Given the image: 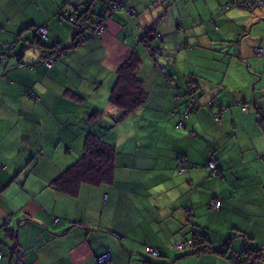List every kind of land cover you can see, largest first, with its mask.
<instances>
[{
  "label": "crops",
  "instance_id": "1",
  "mask_svg": "<svg viewBox=\"0 0 264 264\" xmlns=\"http://www.w3.org/2000/svg\"><path fill=\"white\" fill-rule=\"evenodd\" d=\"M86 1L0 0V264H96L102 253L110 255L107 264H245L247 258L264 264V56L254 55L264 50V8H226L230 0H128L132 13H112L98 38L89 23L101 9L76 18L78 27L63 15H80ZM40 26L48 29L47 42L36 33ZM152 26L161 42L146 31ZM77 29L84 39L73 46ZM153 43L170 78L140 69V53L145 60ZM55 45L71 52L38 72ZM83 54L92 57L91 68L112 73L107 89L91 85L100 73L88 74ZM133 54L145 92L142 113L164 142L118 154L108 117L119 114L113 90ZM45 75L59 88L45 86ZM84 76L91 79L87 88ZM97 96L105 99L92 104ZM213 98L219 105L210 111ZM88 136H102L114 148L113 183L81 184L67 195L63 190L73 184L65 177L83 158ZM180 156L188 158L187 174L178 171ZM211 202L220 209L211 210ZM193 238L207 252L167 251ZM147 246L161 256H148Z\"/></svg>",
  "mask_w": 264,
  "mask_h": 264
},
{
  "label": "trees",
  "instance_id": "2",
  "mask_svg": "<svg viewBox=\"0 0 264 264\" xmlns=\"http://www.w3.org/2000/svg\"><path fill=\"white\" fill-rule=\"evenodd\" d=\"M99 1L101 2V11L99 10L100 15H99L98 19L96 20V22H94L92 27H91L93 37H97L94 34L95 31L97 30V28H99L100 26L103 27V29L106 28L104 21H107L109 19V17L112 15V13H114V11L111 9L112 6H110V3L106 0H93V1L89 0V1L83 2L82 4H79L78 8L81 10L80 15L73 14L74 15L73 21L76 18H82V17L85 20L86 14L90 13L91 10H93V13H90L91 15H93V16L95 14L98 15L97 10H98ZM241 1H243V0H230L225 5V7L226 8H238V9H242L245 11H251V10H254L256 8L264 7V5L262 4L259 6H253L252 8L246 10L242 7ZM126 2H128V0H126ZM90 5H92L91 10H89ZM112 5H113V3H112ZM128 10H131V9L127 6V12H128ZM122 11L126 12V10H123V9H122ZM66 21L74 24L73 21H69L68 19H66ZM75 24L74 25L77 27L80 26V25H78V23H75ZM79 30L80 29H77V35H76L75 40L73 42V46H76V44L78 45V44H81L83 42V38L81 37L82 31L78 32ZM147 31H149V30H147ZM151 35L152 34H150V32H149V34H148V36H146L144 42L145 41L148 42V38ZM159 37H156L155 35L151 36L152 39L161 42ZM39 38H40V40H43L46 42L48 41V35H46L47 39H43L40 36H39ZM13 44L14 43L9 44L7 49L1 50V53L3 51H7V52L12 51L13 47H14ZM149 46H150L149 49L151 50L152 54L154 53L155 57L157 56V53L159 54V57L161 56L160 47H158V45H156V43H153ZM57 47H60V46L55 45L52 47V49L50 51V53L52 55H54V51H55L54 48H57ZM70 48L73 49L74 47L71 46ZM154 48L156 49V52H154ZM257 58H259V57H257ZM260 58H262V57H260ZM138 64H139V57L136 54L130 55L127 62L124 63V65L119 70V74H120L119 83L115 86V88L113 90L112 101L117 106H122V107L126 108L125 114L131 113V112L137 110L139 107H141L143 105V103L145 101V92H143V90L140 88L139 81H137L135 78L136 69L138 68ZM44 67H46V66L44 65ZM160 67H162V66L160 65ZM162 73L166 74V70L164 69ZM167 78H170V77L168 76ZM121 86H123V88H121ZM191 94H192V92H191ZM192 101H193V99H191V97L189 96L188 102L190 103ZM206 105L209 106L210 111H212L216 105H219V101L217 98H213L212 100L208 101ZM194 108L198 109L199 107H197V105H196V107H194ZM209 108H208V110H209ZM243 110L246 111L245 107L243 108ZM218 114L219 113L214 114L215 115L214 121L216 123L219 122V120H220V115H218ZM180 125H183V128H184V124L182 122L179 124V126ZM259 125L262 128H264L263 120H262V122L259 123ZM87 138L88 139L86 140L85 153H84L83 158L80 159L74 166H72L71 170H69V172L67 173V176L65 177V179L67 181H69L73 184L67 190H63V193H65L67 195H74L76 193L78 187L81 184L88 183L89 185H103V184L110 185L113 183V180H114L113 160H114V156H115L114 148L111 145L105 143L103 141L102 136H100V137L88 136ZM177 162H178L179 173L180 174H183V173L187 174L189 171L188 158L186 156H180L178 158ZM210 163H212L214 165L213 169L209 166ZM207 168L209 169L211 174L216 175V176L219 174L218 168L213 161H209L207 163ZM64 187H66V186H64ZM193 240L196 242V245H194V251L188 252V253H179V254H182V255L183 254L198 255V254L206 252L205 248L207 246L205 245L206 246L205 247L203 242H201V244H200V245H202L201 248H198V243H197L198 240L195 238H193ZM148 247L149 246L146 247V252H147ZM147 255L152 257L148 252H147ZM3 257H4V255H3L2 251H0V261L2 260ZM246 260L247 261L245 262V264H253L249 258H247ZM248 260L251 262L249 263ZM12 264H24V262L21 259H17V260H14ZM96 264H97V262H96Z\"/></svg>",
  "mask_w": 264,
  "mask_h": 264
},
{
  "label": "rangeland",
  "instance_id": "3",
  "mask_svg": "<svg viewBox=\"0 0 264 264\" xmlns=\"http://www.w3.org/2000/svg\"><path fill=\"white\" fill-rule=\"evenodd\" d=\"M74 1H76V0H74ZM106 1H108L110 3V6H112L111 9L114 12L120 11V10H122V7H126L127 8V6H128L127 2H125V0H106ZM82 3L83 2H80L79 4H82ZM112 3H113V5H112ZM263 8L264 7L256 8V10H263ZM91 9H92V5H90L89 10H91ZM98 9H101V2L100 1H99V4H98ZM123 10L127 11V9H123ZM131 11H132V9H131ZM90 13H93V10H91ZM129 14H131V13H129ZM97 19H98V17L95 16V20H97ZM261 19H262V21L264 20L263 16L261 17ZM92 23L91 24L89 23L90 28L92 27ZM104 24L106 25V28L104 29V31H105L107 29V21H104ZM90 28H86V29H90ZM148 30H150L156 37H159L158 33L155 31V26L150 27V29H148ZM104 31L102 33H100V34H98L95 31L94 34L98 38H101L103 36V34H104ZM152 40H154V39H152ZM145 44H146V41H145ZM60 48L62 50H57L56 51V53H59V55H56V56L52 55V57L55 58V61H54L53 65L56 63L57 59H58L57 64L60 63L59 56H60V54H62L67 49V48H63V47H60ZM141 50H143V48ZM69 52H71V50H68V51H66L64 53H69ZM154 52H156L155 48H154ZM83 56H85L87 58L88 74L92 73V76H94L95 73H97V72L100 73L101 79L98 80V82L92 81L91 85L94 88H97V86L101 84L102 85V87H101L102 89L101 90L107 89L108 86L111 83L110 76H111L112 73L111 72L102 71V70H100V68H97L95 70V69L90 67L91 58L93 57V59L97 60V57H98L97 52L94 55H92V57L88 56L87 54H83ZM140 59H141V62H140V67H141L140 69L141 70L143 69L142 67L153 68V70H154V68H157V70H158L157 72L160 73V74L159 73H155L157 75V80L158 79H163V77L167 78L169 76L168 74H163L162 73L163 70H164V67L163 66L160 67V65H159L160 63L158 62V59H159V54L158 53H157V56L155 57L154 53L152 54V52L150 50L149 53L145 54V60H144V58L142 57V52H141L140 53ZM45 60H46V58L43 59V61L41 62L40 66H39V64L36 65V69L38 70V72H40L39 70H41V67L44 66V61ZM78 65H79V63H78ZM40 74H42V73H40ZM82 81H83V84L86 86L85 88H87L89 86L90 82H91V79L84 76ZM115 81L113 82V84L115 83ZM44 85L49 87V88H51V89H58L59 88V86L55 82H52L51 80H49L46 77V75H45V79H44ZM121 88H123V86H121ZM170 89L173 90V87L171 85H170ZM170 89L168 88V94L169 95L171 94V96L173 98V93L171 92ZM109 91H110V89H109ZM32 97L36 98V96H33V94H32ZM107 98L109 99V96L106 97V100H107ZM96 99H102L103 100L105 98L100 97V96L94 97V98L91 99L92 104H94L93 102ZM115 107L118 108V112H119V114L114 112L116 118H119L118 121L115 122L116 118H115V120H112V116H109L108 120L112 121L111 123L113 125H115L116 138L118 139V142L116 143L117 153L118 154L119 153H123V154H125V153H127V154L138 153V151L144 152L145 150H152L153 148H152L151 145H154V146H159V145L161 146L162 145V143L164 142L163 134L159 133L158 131H154L155 127L151 124V122H149V123L147 122L149 114L146 112V114L143 115V113H142L143 109L141 107H139L137 110H135V111H133L131 113H128V114H125V109L126 108H124L122 106H116V105H115ZM109 109H111L110 106H109ZM110 114H107V116L110 115ZM170 115L173 118L174 117H178L177 113L173 115V113L171 112ZM189 115H191V114H189ZM107 116H106V118H107ZM120 118L123 119V120H121L119 122ZM207 127L208 126H206L204 129H206ZM177 128L183 129V127H178V126H177ZM152 131H154V132H152ZM165 148H168V146H166ZM120 160L121 159L119 157V161ZM119 167H120V165L118 164L117 169ZM125 171H126V173H125V175H123V179H125V176L127 174V169ZM183 243L184 242H182L181 244H183ZM174 244H176V243H174ZM201 246L202 245H199L198 248H201ZM164 251H166V248H164ZM169 253H171V252H169ZM171 254H176V253L172 252Z\"/></svg>",
  "mask_w": 264,
  "mask_h": 264
},
{
  "label": "built area",
  "instance_id": "4",
  "mask_svg": "<svg viewBox=\"0 0 264 264\" xmlns=\"http://www.w3.org/2000/svg\"><path fill=\"white\" fill-rule=\"evenodd\" d=\"M126 2V0H125ZM264 5V0H243L241 1V5L244 9L248 10L250 8H252L253 6H259V5ZM122 9H127L126 7H122ZM129 13H132L131 10H128ZM64 16H67V19L69 21H73V16H71L69 13L64 12L63 13ZM104 31L103 27H99L97 28L96 32L98 34L102 33ZM146 32V31H145ZM36 33L43 39H47L46 35L48 33V29L46 26H40L37 28ZM158 33V32H157ZM158 35L160 36V34L158 33ZM54 55H59V53H56L57 50H62L60 47L58 48H54ZM2 54L5 56L8 54L7 51H3ZM1 54V55H2ZM254 55L256 57H263L264 56V50L261 48H256L254 51ZM55 61V58L52 57V54L50 56H48L44 62V65L48 68L53 66V63ZM181 126V125H180ZM209 166L213 169L214 165L212 163L209 164ZM210 209L213 211H218L220 209L219 203L218 202H211L210 203ZM195 241L189 240L183 244L181 243H177V244H172L167 248V251H171V252H176V253H188V252H192L194 251V245H195ZM147 252L152 256V257H160L161 256V250L153 248V247H148L147 248ZM110 259V255L108 253H103L100 254L97 258H96V262L97 264H107L108 261Z\"/></svg>",
  "mask_w": 264,
  "mask_h": 264
},
{
  "label": "bare ground",
  "instance_id": "5",
  "mask_svg": "<svg viewBox=\"0 0 264 264\" xmlns=\"http://www.w3.org/2000/svg\"><path fill=\"white\" fill-rule=\"evenodd\" d=\"M184 242V241H183ZM225 242V241H224ZM225 250V249H224ZM207 252V251H206ZM233 256V255H232ZM224 257V256H223ZM242 257V256H241ZM168 261V260H167Z\"/></svg>",
  "mask_w": 264,
  "mask_h": 264
},
{
  "label": "clouds",
  "instance_id": "6",
  "mask_svg": "<svg viewBox=\"0 0 264 264\" xmlns=\"http://www.w3.org/2000/svg\"><path fill=\"white\" fill-rule=\"evenodd\" d=\"M146 31H147V30H146ZM37 35H38V34H37ZM47 57H48V56H47ZM47 57H46V58H47Z\"/></svg>",
  "mask_w": 264,
  "mask_h": 264
},
{
  "label": "water",
  "instance_id": "7",
  "mask_svg": "<svg viewBox=\"0 0 264 264\" xmlns=\"http://www.w3.org/2000/svg\"><path fill=\"white\" fill-rule=\"evenodd\" d=\"M39 42V41H38Z\"/></svg>",
  "mask_w": 264,
  "mask_h": 264
}]
</instances>
